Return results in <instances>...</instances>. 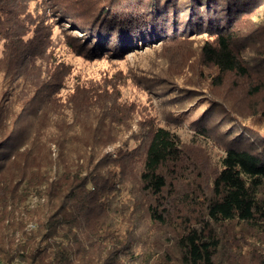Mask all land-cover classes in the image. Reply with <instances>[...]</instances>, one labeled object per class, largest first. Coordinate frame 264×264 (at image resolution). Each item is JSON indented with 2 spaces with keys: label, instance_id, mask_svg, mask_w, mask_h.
Instances as JSON below:
<instances>
[{
  "label": "rangeland",
  "instance_id": "rangeland-1",
  "mask_svg": "<svg viewBox=\"0 0 264 264\" xmlns=\"http://www.w3.org/2000/svg\"><path fill=\"white\" fill-rule=\"evenodd\" d=\"M133 1L0 0V194L9 182L24 198L16 214L29 231L48 215L49 202L43 191L26 192L25 185L56 158L58 143L68 158L92 144L96 158L107 155L112 177L119 161L134 168L155 129H169L182 147L181 161L163 170L164 199L175 200L173 207L186 192L210 194L232 139L242 135L256 149L264 146V6L234 29L244 74L222 72L207 58L203 47L217 45L208 32L171 31L125 50L108 41L97 50L83 29L100 31L105 20L122 15L119 6ZM66 4L82 28L62 15ZM110 191L105 225L81 234L85 261L98 264L101 251L115 248L120 264H179L175 210L170 224L151 223L143 213L128 230L116 208L129 206L133 194ZM142 196L136 194L142 202L148 199ZM218 231L222 260L264 264V229L234 220Z\"/></svg>",
  "mask_w": 264,
  "mask_h": 264
},
{
  "label": "trees",
  "instance_id": "trees-1",
  "mask_svg": "<svg viewBox=\"0 0 264 264\" xmlns=\"http://www.w3.org/2000/svg\"><path fill=\"white\" fill-rule=\"evenodd\" d=\"M117 5L113 1L109 7L114 9ZM262 6L264 0H134L128 7L117 8L122 11L119 18L104 19L100 31L95 26L83 30L92 35L97 50L108 45V41L125 50L164 38L171 31L208 32L217 37V45L203 47L207 58L222 72L236 70L245 74L247 68L237 51L234 29L244 16ZM61 12L68 22L79 25L70 5H64ZM113 14L111 11L108 15ZM130 34L136 38L128 39ZM57 146L56 158L46 161L44 172L34 178L29 176L24 189H35L39 194L43 191L48 198V215L37 229L27 230L24 217L16 214V204L24 198L17 195L9 182L0 194V264H90L82 257L81 234L105 225L103 215L110 207L106 196L113 189L117 193L127 189L133 194L129 206L116 208L128 230L138 225V217L143 213L151 223L170 224L171 211L175 210L180 228L179 264H232L229 259H221L223 240L218 227L238 220L264 229V146L256 149L242 135L227 146L221 169L212 178L210 194L186 192L178 196L174 207L175 200L171 203L164 199L168 181L163 170L181 161L182 147L178 135L169 129H155L137 154L134 168L119 161L112 177L105 168L107 155L96 158L92 144L86 143L85 150L73 158H68L59 143ZM7 157L3 159L10 156ZM26 177L22 174L19 180ZM113 178L112 185L109 180ZM141 193L148 197L144 202L136 198ZM101 252L102 261L98 264H120L115 248Z\"/></svg>",
  "mask_w": 264,
  "mask_h": 264
}]
</instances>
